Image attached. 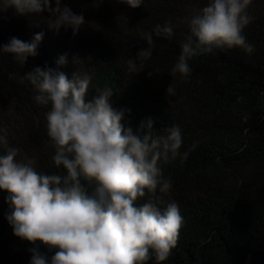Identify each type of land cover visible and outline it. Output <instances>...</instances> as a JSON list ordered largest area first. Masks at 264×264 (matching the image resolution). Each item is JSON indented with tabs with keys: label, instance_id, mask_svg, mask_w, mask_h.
Here are the masks:
<instances>
[{
	"label": "trees",
	"instance_id": "trees-1",
	"mask_svg": "<svg viewBox=\"0 0 264 264\" xmlns=\"http://www.w3.org/2000/svg\"><path fill=\"white\" fill-rule=\"evenodd\" d=\"M205 3L142 0L133 9L116 0H61V7L84 17L75 35L71 28L50 30L49 12L17 15L9 8L0 13V46L13 37L31 42L43 33L37 55L23 65L12 54L0 53V135L7 140L0 154L15 147L17 159H34L38 172L63 174L51 159L47 108L35 103L32 86L22 78L34 67L52 68L69 79L73 73L89 75L86 102L111 88L112 106L126 110L125 128L135 133L151 119L154 134L173 124L181 129L180 155L161 165L172 188L166 194L157 189L159 199L153 198L161 209L175 201L183 218L177 246L160 264H264V0H252L247 9L253 19L242 35L252 53L213 49L188 61V77L173 76L171 68L189 34L187 22ZM165 22L173 26V37H154L143 70L128 73L127 60L147 47L144 33ZM61 56L66 63L58 66ZM170 84L176 90L172 97L166 95ZM7 196L0 190V264H30L33 248L50 258L55 249L13 235ZM147 200L146 195L137 205ZM147 264L157 261L153 257Z\"/></svg>",
	"mask_w": 264,
	"mask_h": 264
},
{
	"label": "clouds",
	"instance_id": "clouds-1",
	"mask_svg": "<svg viewBox=\"0 0 264 264\" xmlns=\"http://www.w3.org/2000/svg\"><path fill=\"white\" fill-rule=\"evenodd\" d=\"M116 2L133 9L142 5V0ZM251 3L206 0L187 22L189 34L171 74L188 77V61L213 49L238 47L252 53L253 46L242 35L253 19L247 11ZM9 8L17 15L49 12L48 27L57 32L61 27L71 28L75 35L84 25L83 15L61 7V0H0V13ZM173 35L170 22L145 32L147 47L136 59L127 60L128 73L143 70V61L151 57L155 47L154 37L171 39ZM42 36L36 34L31 42L13 37L0 46V53L12 54L23 65L28 57L37 55ZM65 63V56L57 61L58 66ZM152 75L153 71L148 73ZM22 79L32 86L35 103L47 108L44 119L54 149L52 163L63 169V174L40 173L34 159H17L20 150L15 147L0 154V190L8 193L12 211L6 219L13 235L56 250L49 258L37 248L31 249L30 264H147L153 257L157 264L165 261L177 246L183 218L175 201L161 209L153 198L157 189L166 194L172 188L161 165L180 155V127L173 124L157 135L148 119L135 133L125 128L121 121L126 110L112 106L111 88H104L86 102L91 82L86 74L73 73L69 79L52 68L34 67ZM175 94L170 84L166 95ZM0 145H7L2 135ZM182 158L186 159L187 153ZM146 195L148 200L137 205Z\"/></svg>",
	"mask_w": 264,
	"mask_h": 264
}]
</instances>
